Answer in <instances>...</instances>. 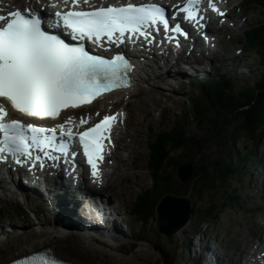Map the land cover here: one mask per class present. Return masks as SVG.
Segmentation results:
<instances>
[{
	"label": "rangeland",
	"instance_id": "obj_1",
	"mask_svg": "<svg viewBox=\"0 0 264 264\" xmlns=\"http://www.w3.org/2000/svg\"><path fill=\"white\" fill-rule=\"evenodd\" d=\"M29 1L32 0H18L17 3L22 5ZM257 1L245 0L241 5L244 8H237V13L244 10V16L241 19L238 18L239 29L234 30L239 37L236 39L235 36H231L232 38L228 39V37L225 43H219L215 59L211 58L207 60L208 62L199 60V63L195 62L192 68L188 64L191 75L187 74L183 77L182 84L176 80L171 83L162 81L163 87H152L160 80L148 81L149 83L143 84V87L148 90L153 88L149 93H153L154 96L152 97L143 90L137 98L130 101L128 110L132 116L128 119V128L123 131L128 134L121 131L125 137L120 144L122 147L125 143L130 146L125 150L124 148L122 151L119 150L118 155L128 157L127 165L131 167V173L127 177L125 170L119 171L115 183L111 181V186L104 192L102 191L120 213L117 226L128 231V238L120 241L124 247H127L122 254L132 255L142 243H151L166 255L167 264H203L202 256L205 257L204 260L219 263L216 260L218 258L220 262L226 260L228 264L231 261L229 257L238 255L239 251L245 255L246 251L238 244L242 236L255 230L264 231V161L261 160L258 165L250 163L251 165L237 172V167L241 165L238 160L241 156H245L246 153L255 156L256 152L259 155L264 154V137L256 148L255 144L247 138L242 139L236 146L229 140L224 143L225 145L211 144L206 149L198 146L179 149L173 151L171 157L161 164V173L164 171L163 176L167 184L162 186L160 191L167 187L179 188L175 191L180 194H174L190 198L194 205V212L189 223L176 232L171 240L165 233L159 231L156 211L153 215H147L145 219L139 221L135 215L136 210H133L146 197L152 196L154 200L160 193L158 182L161 179L156 177L158 182H155L149 164L152 156L148 153L149 147L155 143L159 135L173 130L174 126L181 122L187 129L188 133H186L190 141H193L196 136L201 138V142L208 139L205 131L209 124L208 120L203 118L196 123L188 117L192 99L200 93L199 84L204 77L217 74L216 72L222 67L219 70L220 74L226 73L231 76L236 90L247 86L252 87L257 77H260L264 69L262 54L251 51L249 45V42H253L256 38L255 28L264 23V8L258 5ZM247 40L249 42L245 43ZM191 55L189 58L192 57ZM258 61L260 63L262 61L259 67ZM218 64H220L218 70H212ZM199 75H203V78H199L200 80L197 79ZM157 99H160L159 103ZM110 100L114 101L115 98H110ZM143 101L145 103H142ZM120 106V102L114 103L111 111L119 109ZM216 113L217 111L214 116ZM238 149H240V154L236 151ZM188 155L194 157L198 168L202 167L203 170H209L215 174L227 172L229 166L234 170L230 177L219 185L214 183L211 187H203L197 180H191L192 175L187 181L180 180L184 182L182 186L176 181L177 172L181 167L178 168L177 164ZM215 161L221 164L215 165ZM227 163L232 164L228 166ZM189 180L191 181L188 183ZM8 186L14 187L11 184ZM26 192L21 189L20 191L0 189V222H2L0 223V235L12 229L24 232L28 228H36L40 220L60 219L57 213L53 214L49 210L52 201L46 200L44 196H41V199L33 196L26 200ZM39 207L44 208L46 213H43L40 210L42 208ZM22 208L29 211L30 218L23 219L16 212ZM13 217L16 219H12ZM260 242L264 246V239ZM206 247L217 253L213 252V254Z\"/></svg>",
	"mask_w": 264,
	"mask_h": 264
},
{
	"label": "snow or ice",
	"instance_id": "obj_2",
	"mask_svg": "<svg viewBox=\"0 0 264 264\" xmlns=\"http://www.w3.org/2000/svg\"><path fill=\"white\" fill-rule=\"evenodd\" d=\"M82 2L88 4L89 0ZM198 2L188 0V8L182 9L188 11V18L195 19L191 7ZM80 3L81 0H73V7ZM56 16L71 30L72 39L79 41L99 42L107 38L109 42L123 43L127 33L147 37L150 35L145 31L147 27L157 22L163 23L166 29L169 26L164 9L156 4L112 5L89 11L57 12ZM0 22H3L0 23V100L26 116L57 119L64 110L80 108L106 92L129 86L128 73L133 66L123 55L107 59L90 54L83 44L66 43L45 31L38 16H28L20 10L7 17L0 15ZM175 31L182 29L177 25ZM8 115V109L0 103V154L10 153L16 163H23L21 156L32 158L31 148L44 151L52 146L55 128L25 125L20 120H7ZM118 115L105 116L79 133L84 155L95 177H99V163L107 150L105 141L111 142ZM66 123L75 121L69 117ZM79 123L85 125L88 120L80 118ZM59 128L63 130L65 124H60ZM45 132L53 135L43 136ZM63 135L72 137L74 133L68 130ZM58 150L66 151V145L60 144ZM2 159L4 156L0 155ZM35 159L41 158L36 156Z\"/></svg>",
	"mask_w": 264,
	"mask_h": 264
},
{
	"label": "bare ground",
	"instance_id": "obj_3",
	"mask_svg": "<svg viewBox=\"0 0 264 264\" xmlns=\"http://www.w3.org/2000/svg\"><path fill=\"white\" fill-rule=\"evenodd\" d=\"M17 1L18 0H0V8H8L11 5L15 4ZM61 1L64 2V0ZM91 1L95 2L97 0ZM35 5L40 6L38 3H36ZM18 6L21 7L20 5H17L16 7ZM22 7H24V5H22ZM243 13L244 11L240 13L234 12L231 15V20L239 23V19L244 16ZM236 29L238 28L236 27ZM206 31L210 40L217 39L221 32L218 28L215 27L214 22L213 24L209 25ZM203 42L204 41L198 42L195 39V48H193L192 46L191 51L192 53H196V49H199L200 52L204 54L202 58H206L204 61H207L211 58H209L208 53L206 52L207 49L204 46ZM209 52H213V50H209ZM137 53L139 54L140 58L135 55L137 58L135 59V67L133 69L134 81L129 88L124 90H116L110 94L102 96L92 105L83 106L76 111L73 110L69 113V116H71L70 114H74V116H76V118L72 117L75 120L74 125H80V118H86L87 120L93 119L105 109L110 110L111 106L115 102H120L122 106L121 108L116 110L120 114L118 115L119 117H122V111L126 112V120L114 126L111 132V142H109L108 144L109 154L107 160H113L112 163H108L112 171H110V173L108 174L105 173V175L98 178L96 182H86L84 187L81 185L77 186V190H75L74 193L82 199L86 198L88 200V190H92V188L96 189L98 185H101L100 188H97L99 191L108 189L111 186V181L115 183L119 171L125 170V175L127 177L129 176V173H131V167H128L127 165L128 157L119 156L118 151H122L123 148L125 150L130 146L128 143L123 144V147L120 145L121 142H123L125 134H128V132L125 133L123 131L128 128V119L132 116L131 112H129L128 110L130 101H132L135 97L137 98V96L143 90L149 93V91H152L151 89H153H145L143 87V84L149 83L148 81H152L154 79H158L160 81H157L154 85L152 84V87H163L162 81H165L166 83L178 81L180 84H182L183 77L187 76V74H190L189 66H191L192 68L195 65L194 63L198 62L197 58L194 62L192 58H189L188 55L184 54L185 52L176 57L175 60L174 57H171V53L159 55L156 54V52L152 53L151 51L146 52L143 50H140ZM150 95L152 97L154 96L153 93H151ZM110 98H115V100L111 101ZM159 101L160 99H157V103H159ZM142 103H145V101H143ZM69 116L66 117L67 120ZM64 120L65 118L60 122ZM121 131L125 134H122ZM45 181V186L43 185V183H36L33 186L31 185V192L27 191L31 187L24 189L25 182L23 183V181L21 182V180L16 182V189H12L11 187L7 186V184L2 183L1 181L0 183L2 185L1 189L3 191H20V189L24 192L27 191L25 195L26 199L31 198V196H36L40 199L44 196L45 198L43 187L49 191V194L52 193L54 195L53 198L56 199V194L61 187V180H58V178L55 179L50 175L45 178ZM33 193L34 195H29ZM102 196L105 199L104 207L110 205L111 210L114 211V214L110 221L113 222L114 218H118L117 222L113 224L114 231H111L109 229L110 225H108L107 228V226L105 225V220L98 218L94 214L93 209L99 206L94 203L90 205L88 211H85L86 215L84 216V223H86V227L97 226L96 228L99 229L102 233L100 234V239L85 236L76 227H68L62 225L61 219L52 218L45 221L40 220L36 228H28L24 232H21L17 229H12L11 231L5 232L4 234L0 235V263L17 255L48 247L57 256L74 261L78 264H167L165 258L166 255L162 251L156 249L151 243H142L137 248V251L132 255L122 254V252H125L127 250V247H124L123 243L120 241L126 239V237L128 236V231H126L125 229H120L119 226H117V224L119 223L120 213L115 207H113L111 201L104 195V193L102 194ZM179 210L180 212L183 211L182 208ZM100 222H103L106 226L104 229H102ZM207 248L210 252H215L213 251V249L206 247V249ZM241 256H244L243 252L241 253Z\"/></svg>",
	"mask_w": 264,
	"mask_h": 264
},
{
	"label": "trees",
	"instance_id": "obj_4",
	"mask_svg": "<svg viewBox=\"0 0 264 264\" xmlns=\"http://www.w3.org/2000/svg\"><path fill=\"white\" fill-rule=\"evenodd\" d=\"M257 4L264 8V0H258ZM261 25L262 26L255 28V40L253 42L247 40L245 43L249 42L251 51L262 54L264 63V23ZM258 64V67L261 66L262 61L261 63L258 61ZM217 73L218 74L208 78L207 81L202 80L200 82V93L192 99V105L188 112V117L196 121V123L203 118L208 120L209 124L205 129L208 139L201 142V138L196 136L193 141H190L191 139L189 135H187L188 132L185 125L178 122L173 130L159 135L155 143L149 147L148 153L152 156L149 164L152 168L153 178L155 182H158V177L161 179L158 182L160 185L158 186V192L160 193L154 200L151 198L152 196L146 197V199L133 208V210H136L135 215L139 221L145 219V216H150L155 213L157 203L166 193L173 192L180 194V192L175 191V189L179 188L175 187L162 188L160 191L161 187L167 184L163 176L164 171L161 173V164L171 157L173 151L186 149L191 146L193 148L198 146L199 148L206 149L210 147L211 144L221 146V144L229 140L236 146L242 139L247 138L255 144L254 147L256 148L257 144L264 137V69H262L260 77H257L255 85L252 87L247 86L240 90L235 89V84L231 76L226 73L220 74L219 70ZM216 111L217 113L214 116ZM239 148H241V146ZM236 151L240 154V149ZM259 157L264 160V156L261 157L258 152L255 153V156H250L249 153H246L245 156H241V158L238 159L241 165L237 167V172L251 164L257 165V158ZM183 162L193 163L194 174L191 180H197L200 185L207 188L213 186L214 183L215 185L222 184L225 179L230 177L234 170L230 168V163L226 164L229 166L228 171H223L221 174L203 170L202 167L198 168L197 162L191 155L184 157L181 162H178V168ZM214 164L219 165L221 162L215 161ZM191 180H189L188 183ZM176 181L180 185H184V182H180L179 175ZM17 213H19L23 219L30 218V213L25 209H20ZM13 218L16 219L15 217Z\"/></svg>",
	"mask_w": 264,
	"mask_h": 264
},
{
	"label": "water",
	"instance_id": "obj_5",
	"mask_svg": "<svg viewBox=\"0 0 264 264\" xmlns=\"http://www.w3.org/2000/svg\"><path fill=\"white\" fill-rule=\"evenodd\" d=\"M193 174L192 162L182 164L178 170L179 178L182 181H187ZM181 208L183 211L180 212ZM156 212L159 231L165 233L171 240L176 232L189 223L194 212V205L192 200L186 196L166 193L157 203Z\"/></svg>",
	"mask_w": 264,
	"mask_h": 264
}]
</instances>
